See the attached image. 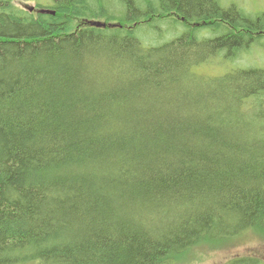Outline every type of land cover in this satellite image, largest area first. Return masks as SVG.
<instances>
[{
	"label": "trees",
	"instance_id": "obj_1",
	"mask_svg": "<svg viewBox=\"0 0 264 264\" xmlns=\"http://www.w3.org/2000/svg\"><path fill=\"white\" fill-rule=\"evenodd\" d=\"M253 47L264 12L234 1L0 0V264H178L264 239ZM213 59L241 66L193 73Z\"/></svg>",
	"mask_w": 264,
	"mask_h": 264
},
{
	"label": "rangeland",
	"instance_id": "obj_2",
	"mask_svg": "<svg viewBox=\"0 0 264 264\" xmlns=\"http://www.w3.org/2000/svg\"><path fill=\"white\" fill-rule=\"evenodd\" d=\"M40 4L47 6L50 5V0H37ZM227 2H237L244 8L248 13L264 12V0H224ZM36 1H26L18 4L19 7L30 10L35 7ZM169 29L168 26L164 27ZM170 36L167 34L166 39ZM154 41H157L154 39ZM144 45L147 44L143 41ZM159 42V41H157ZM249 54H246L244 60L241 61L242 68H264V51L259 47L251 48ZM219 62V61H218ZM241 65L232 64L229 61H224L222 63H216V59L212 60L211 64L202 65L200 67H194L192 69L193 73L197 76L205 78L218 77L230 71L233 68L239 67ZM255 257L259 259L264 264V239L253 234L252 232L246 234L244 237H240L234 240L228 241L222 244V249L209 250L208 247H202L193 252L188 258L179 261L178 264H226L236 257Z\"/></svg>",
	"mask_w": 264,
	"mask_h": 264
},
{
	"label": "water",
	"instance_id": "obj_3",
	"mask_svg": "<svg viewBox=\"0 0 264 264\" xmlns=\"http://www.w3.org/2000/svg\"><path fill=\"white\" fill-rule=\"evenodd\" d=\"M41 12H45V11L42 10ZM51 14H53V12H51Z\"/></svg>",
	"mask_w": 264,
	"mask_h": 264
}]
</instances>
